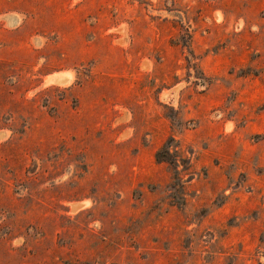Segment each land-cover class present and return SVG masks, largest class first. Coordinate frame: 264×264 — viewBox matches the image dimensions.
I'll return each mask as SVG.
<instances>
[{
	"label": "rangeland",
	"instance_id": "1",
	"mask_svg": "<svg viewBox=\"0 0 264 264\" xmlns=\"http://www.w3.org/2000/svg\"><path fill=\"white\" fill-rule=\"evenodd\" d=\"M0 264H264V0H0Z\"/></svg>",
	"mask_w": 264,
	"mask_h": 264
}]
</instances>
